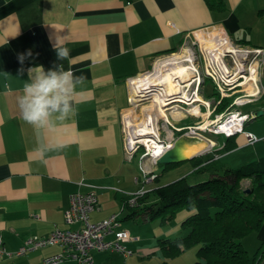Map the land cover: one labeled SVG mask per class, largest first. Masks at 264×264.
Wrapping results in <instances>:
<instances>
[{
  "label": "crops",
  "instance_id": "0c3cea01",
  "mask_svg": "<svg viewBox=\"0 0 264 264\" xmlns=\"http://www.w3.org/2000/svg\"><path fill=\"white\" fill-rule=\"evenodd\" d=\"M206 29L238 45L264 48V0H0V264H43L61 253L58 245L12 256L1 249L14 253L31 236L73 228L63 217L71 194L96 193L92 222L125 210L124 219L130 218L127 198L152 189L123 148L121 115L131 104L130 80L156 58L179 50L188 35ZM56 44L71 50L70 61L57 60ZM28 50L32 56L21 65L18 54ZM59 63L86 77L73 98L77 114L55 127L35 128L22 119L17 103L27 70L42 65L47 71ZM236 138L228 140L234 147L227 151L222 150L227 140L217 149L212 137L210 144L199 139L178 148L195 144L200 150L193 156L228 168L261 156L264 149L257 148L247 163L228 160L248 145L243 134ZM233 162L242 163L234 167ZM126 228L134 240L125 244L133 252L160 250L159 240L140 245L151 241H142L137 226ZM256 232L263 244L264 222ZM91 256L92 261L119 257L114 251H91ZM80 263L85 262L58 264Z\"/></svg>",
  "mask_w": 264,
  "mask_h": 264
},
{
  "label": "built area",
  "instance_id": "2783aa9c",
  "mask_svg": "<svg viewBox=\"0 0 264 264\" xmlns=\"http://www.w3.org/2000/svg\"><path fill=\"white\" fill-rule=\"evenodd\" d=\"M215 35H218L220 40H216V49L212 52L206 53V50L202 48L201 42L198 40L204 71L203 74H200L199 71L196 72V80L192 78V82L195 81V86L189 98L196 93L199 94L198 89L201 78L208 77L213 83L214 91L219 93L220 97L231 96L233 98L231 104L239 107L248 102L251 96L263 92L261 76L264 64V48L238 45L224 33L217 32ZM199 76L200 80L198 79ZM132 80H130V83ZM152 91L149 87H146L138 93V96L147 98ZM147 92L150 93L147 95ZM193 98L184 101L185 99L181 97V99H184L182 102L188 107L193 104L199 110V106L205 105L207 107L206 119H208L211 115L208 103L202 100L193 102ZM189 101L191 104L187 103ZM217 103H219V100ZM213 111H215V107ZM128 117L125 113L121 115L124 152L126 157L131 159L139 151L141 145L145 147V152L140 154V168L143 183H150L157 177V173H155L153 168L156 165L157 158L154 159L150 156L151 154H149L146 146L137 137L138 134L125 131V122ZM250 117L251 114L243 113L238 108H234L226 115H216L212 121L210 120V124L205 120L204 129L211 125V128H208L211 133L225 137L243 134L246 138V143L251 145L257 142L258 138L255 134L245 129V123ZM166 122L168 123V121ZM220 124H223L222 126L224 127L221 128ZM187 129V132H185L186 136L194 135L198 137L201 135L200 131L204 130L203 128V130L198 128V126L188 127ZM175 130L181 131L182 128ZM169 140L162 142L166 149L172 146V141L171 139ZM157 141L160 140L157 139ZM141 194H143V191L139 190L136 194L127 198V205L135 206L137 204V196ZM96 207L97 196L95 192L71 194L63 217L68 226H75V228L65 230L56 228L43 237L31 236L14 253L5 252L3 248L1 251L7 256H12L14 254L21 255L27 250L49 245H58L62 248L61 253L44 258L43 264H58L69 259L85 263L91 262V251H114L124 257L132 255L134 252L127 248L125 243L134 240V238L128 230L121 228L118 214H112L106 219L92 222L89 220V214Z\"/></svg>",
  "mask_w": 264,
  "mask_h": 264
},
{
  "label": "trees",
  "instance_id": "16d2710c",
  "mask_svg": "<svg viewBox=\"0 0 264 264\" xmlns=\"http://www.w3.org/2000/svg\"><path fill=\"white\" fill-rule=\"evenodd\" d=\"M211 94L214 89L208 96ZM222 110L220 105L217 111ZM230 138L223 151L234 147ZM186 160L193 163L191 174L205 172L207 177L189 182L186 175L145 191L137 196L135 206H129L132 211L127 217L139 216L143 221L158 218L163 224L180 209L193 210L182 222L179 235L158 239L164 262L196 246L194 264H264V245L250 260L242 243L264 222V155L238 168L222 167L213 160L204 162L201 156ZM245 180L249 181L247 187Z\"/></svg>",
  "mask_w": 264,
  "mask_h": 264
},
{
  "label": "rangeland",
  "instance_id": "374dc122",
  "mask_svg": "<svg viewBox=\"0 0 264 264\" xmlns=\"http://www.w3.org/2000/svg\"><path fill=\"white\" fill-rule=\"evenodd\" d=\"M217 32L218 31H216V30L206 29V30H203L200 32L197 31V32H194L193 34L188 35L186 37V40H185L183 46L181 48H179V50L175 51L174 53L165 54L163 56L156 58L154 60V62L152 63V65L150 66V68L148 70H146L140 76H143L146 74L147 75L154 74L157 62H161L164 59L171 58V57L180 58L183 55H186L188 53L190 54V57L192 59V63L196 67V71H199L200 74H203L204 64H203V58L201 57V51H200V46L198 44V40H199V42H204L205 40H211L212 35H215V33H217ZM175 54H177V55H175ZM178 63L186 64L187 62H179L178 61ZM176 65H179V64H176ZM262 71H263V73L261 76V80H262V85H263V92L258 93L255 96H251L250 100L248 102L240 105L239 107L231 104L232 100H233V98H231V96L220 97L219 93H217L216 91H214V94H211L210 96H208L213 89V83L211 82V80L208 77H204V78L202 77L203 81L201 78V82L199 85L198 92H199V96L202 99V101L207 102L209 110H211V115L209 116V118L206 119L207 107L205 105L199 106V104H198V106L200 107L199 111H200L201 115H198V114L193 115L191 113L188 105H186L185 103L182 102V100H184V99H181L180 95H178V97H176L178 99V101H175V102H174V100L169 101L168 106L176 105V106L180 107L179 111H181L180 112L181 114L179 115V117L174 118L173 113H171L169 110L164 111L163 112L164 115H161L162 113L158 114L155 112L156 118H157V120H156L157 137L156 138L160 140L158 142H164L166 140L171 139V141H172L171 143H173L175 141L178 144H185V143H191V142H196L198 144L197 141L199 139H202L201 141L205 140L204 141L205 143L207 141L210 144V139L212 137L213 140L218 141V143H219V147H216V148L217 149L221 148L222 144L227 139H225V136H223V135L216 136V134L211 133L208 130V128H211V125L205 129L203 127L204 130L202 129L203 131H200L201 132L200 137L194 136V135L193 136H186L185 132H187V130H188L187 128L204 125L206 123L205 120L207 121V123L210 124L212 119H214V117L216 115H219V114L226 115L229 111L233 110L234 108H238V110H240L243 113L251 114L254 110L261 108V107H264V64L262 66ZM140 76H138V77H140ZM192 78L194 79L195 77H192ZM194 86H195V81L191 82L190 86L187 88V95L188 96L191 95V93H192L191 91L194 89ZM130 89H131V98L132 97L133 98L131 99L130 107L127 110H125L124 113L127 114L128 116H130L128 118L129 120L135 121V123H139L141 120L149 118V117H146L149 114H147L144 107L152 106L151 104H153L154 100L151 96H148L147 98H142L138 95L135 96V95H133L134 93H133V90L131 88V85H130ZM136 92L139 93L138 91H136ZM242 96H244V95H242ZM179 97H180V100H179ZM218 100H219V103H217ZM184 101H186V100H184ZM220 105L223 106V110L221 112H218L217 108ZM214 107H215V111H213ZM165 116L168 119V123L164 119ZM129 120H127V121H129ZM129 123H130V121H129ZM125 124H126L125 125V131H127V133H129L130 128L127 126L128 123L125 122ZM177 128H182V130L176 131L175 129H177ZM245 129L249 130L253 134H255L258 138V141L255 142V144L245 145L244 147H242L238 151L230 154L231 156L228 160L236 161L240 158H245V160H243V163L244 162L247 163V162L255 159L254 156L252 157L251 155H253L254 151H257V148H259L261 150L264 149V142L262 140V138L264 137V115L260 116L258 118H251L250 117L245 123ZM238 135L239 134L234 135L231 138H233V137L236 138V136H238ZM172 146H173V144H172ZM141 152L142 153L145 152L144 146H142L139 149V151L136 152L134 155V161H138L139 169H141L140 168V154H141ZM260 155H264V150L262 151V154H260ZM248 156H249V158H246ZM190 157L180 158V159H184V160L180 161L179 163H173V164L172 163H170V164H162V163L157 164L156 163V165L153 166V168H154L155 173L158 172L157 177L152 182L147 183V185H148L147 189H150V188L154 189L158 186L165 185L167 183L175 181V180H177L183 176H186V175L188 177L189 182H196V181H199V180L206 178L207 173H205V172L191 174V172L194 169L193 163L190 160H186ZM146 161H148V160H146ZM225 161L226 160L223 159V161H221V162L225 163ZM233 163H234L233 164L234 167H238L241 165L239 163H242V162H233ZM243 185L245 187H247V185H249V181L245 180L243 182ZM125 211L120 212L121 214H119V218L121 220L120 221L121 228L128 229V228H126V225H130L133 229H135L134 227L137 226V228L139 230L138 235H142V237L140 236L142 238V241L145 238H149L147 241H149V240L151 241L150 244L148 242H144V243H141L140 245L158 244V237L165 238V237L169 236L170 239L175 238L183 230L182 222L184 221V219L188 215L193 213V210H191V209H187V208L180 209L171 217V219H169L167 222H165L163 224H160V221L158 218H155L152 221H148V222H142V220L140 219L139 216H137V218L124 219V216L126 215ZM72 227L75 228V226H72ZM262 232L263 231H261L260 235L262 234ZM256 233L257 232L250 233L249 235H247L246 237L243 238V242H242L243 246L245 247V249L247 251V254H248V257L250 260L253 259L254 254L258 251V249H260L259 247L264 245V243L263 244H261V242L258 243L259 239H258L257 235H255ZM151 238H152V240H151ZM137 249L134 250V253L131 256L127 257L128 260L126 258H124L122 255H120L119 253H117L119 255V257L114 258V256H113L110 260L102 259V260H95V261L80 263V264H194L195 261L197 260V255H196L197 247L196 246L189 247L188 249L181 252L179 255H177L173 258H169L167 260V262H164V260H162L163 258L161 257L159 251L156 252L155 254H151V255H142L140 253V251Z\"/></svg>",
  "mask_w": 264,
  "mask_h": 264
},
{
  "label": "bare ground",
  "instance_id": "6f19581e",
  "mask_svg": "<svg viewBox=\"0 0 264 264\" xmlns=\"http://www.w3.org/2000/svg\"><path fill=\"white\" fill-rule=\"evenodd\" d=\"M216 40L219 41L220 37L218 35H212L211 40H205L204 42H201V46L203 49L206 50V53L212 52L216 49ZM182 57L180 58L171 57L164 59L161 62H157L154 74L151 75L146 74L140 76L138 79H133L130 83L134 93L133 95L135 96L138 95L136 91L141 92L146 87H149L150 90H153V92H151V95H148L150 92L146 93L148 96H151L154 100L153 104H151L152 106L144 107L147 114H149L146 117L149 118L143 119L139 123H135V121H131L128 119L130 117L129 116L126 119V122L128 123L127 126L130 128L129 132L131 133L135 132L136 134H138L137 137L140 138L141 143L146 146V148L149 151V154H151L150 156H152L154 159H156L166 150L163 143L158 142L157 138H155L157 136V131H156L157 118L155 112L158 114L162 113L161 115H164L163 112L169 110L171 113H173L174 118L179 117V115L181 114L180 113L181 111H179L180 107L176 105L168 106L169 101L172 100L176 101L177 99L175 97L178 95H180V97L184 98L185 100H189L192 99V97H194L193 102L202 100L198 93H196L191 98H189V96L187 95V88L190 86L192 82L191 81L192 77H195L197 71H196V67L192 63V59L189 53L183 55ZM178 61L187 62L186 63L187 65L184 63H178ZM198 79L200 80V76L198 77ZM187 103L191 104L190 101ZM189 108L193 115L200 114L198 108L193 104L190 105ZM164 119L168 121L166 116L164 117ZM127 120H129L130 123ZM222 125L223 124H220L221 128L224 127ZM203 127L204 125L198 126V128L201 129ZM154 135L156 136L154 137ZM199 150L200 148L197 145L192 144L190 147L187 146L184 148L176 149L175 156L177 159L187 158L189 156L197 154Z\"/></svg>",
  "mask_w": 264,
  "mask_h": 264
},
{
  "label": "clouds",
  "instance_id": "9594fccd",
  "mask_svg": "<svg viewBox=\"0 0 264 264\" xmlns=\"http://www.w3.org/2000/svg\"><path fill=\"white\" fill-rule=\"evenodd\" d=\"M59 61H70V49L54 45ZM32 52L18 54V61L23 65ZM22 75L24 69L21 68ZM28 81L24 82L23 94L17 98L22 119L35 128H51L76 116L74 95L79 86L86 82L84 75H76L71 67L65 69L63 63L54 64L47 71L44 67L28 68Z\"/></svg>",
  "mask_w": 264,
  "mask_h": 264
},
{
  "label": "water",
  "instance_id": "95a60500",
  "mask_svg": "<svg viewBox=\"0 0 264 264\" xmlns=\"http://www.w3.org/2000/svg\"><path fill=\"white\" fill-rule=\"evenodd\" d=\"M264 115V107L258 108L256 110H254L251 113V118H258L260 116ZM179 144L176 142L175 144H173L172 147L167 148L160 156L157 157L156 159V163H162V164H170V163H177L180 162L184 159H177L175 156L176 153V149H178Z\"/></svg>",
  "mask_w": 264,
  "mask_h": 264
},
{
  "label": "flooded vegetation",
  "instance_id": "af4514ba",
  "mask_svg": "<svg viewBox=\"0 0 264 264\" xmlns=\"http://www.w3.org/2000/svg\"><path fill=\"white\" fill-rule=\"evenodd\" d=\"M175 101V100H174ZM177 101V100H176ZM143 145L140 146V148L142 147Z\"/></svg>",
  "mask_w": 264,
  "mask_h": 264
}]
</instances>
